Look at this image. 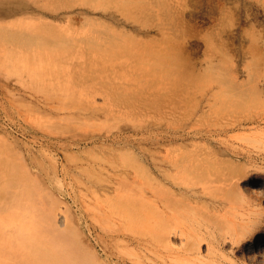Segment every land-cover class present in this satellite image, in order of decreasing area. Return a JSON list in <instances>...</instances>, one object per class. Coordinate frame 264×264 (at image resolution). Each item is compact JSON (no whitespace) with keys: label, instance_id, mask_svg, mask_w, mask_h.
I'll list each match as a JSON object with an SVG mask.
<instances>
[{"label":"rangeland","instance_id":"1","mask_svg":"<svg viewBox=\"0 0 264 264\" xmlns=\"http://www.w3.org/2000/svg\"><path fill=\"white\" fill-rule=\"evenodd\" d=\"M36 1L0 14L1 42L33 31L86 67L33 76L0 51V215L31 209L72 245L64 264H264V0ZM95 35L119 45L88 59ZM207 157L225 162L214 194L180 195L196 203L171 213L167 245L163 172ZM11 230L0 264L18 262Z\"/></svg>","mask_w":264,"mask_h":264},{"label":"bare ground","instance_id":"2","mask_svg":"<svg viewBox=\"0 0 264 264\" xmlns=\"http://www.w3.org/2000/svg\"><path fill=\"white\" fill-rule=\"evenodd\" d=\"M36 0H0V14L8 13L10 14L8 17L12 16L11 14L24 16L23 14H26L27 9L32 8L33 6H37ZM41 8L43 5L38 4ZM69 17V15L67 16ZM26 25L27 22H24ZM97 35V34H96ZM90 37L89 38V44L87 45V51L86 55L88 56V59H102L103 54L106 51L105 48H113L118 47L119 41L118 37L115 35L113 36H103L102 37ZM5 34L1 35L0 37V46L3 47L5 50L0 49L1 52H11L10 54H7L5 57V60L9 62L11 59H14L10 61V64H14V66L19 67L30 74H33V76L41 75L44 71L48 70L47 72L51 74H55L57 72L67 70L68 72H72V70L75 69H84L86 66V62L84 60H76L81 59L80 52L76 51L75 54H65L66 59H70L69 61H62L57 62L58 59H63L61 57L63 54L56 53L55 55H52V51H50L49 47H46L45 45L41 43L35 44V37H33V31H20L17 33L16 36L13 38L15 40H18L20 37V44H17L12 49H8L9 46H7L5 43L1 42L4 38ZM69 38V37H68ZM68 38H63L61 40V44H66ZM4 42H8L6 39L3 40ZM35 45V46H33ZM131 47V46H130ZM132 48V47H131ZM131 48H129L131 50ZM68 53V52H65ZM85 55V52L83 53ZM86 59V58H85ZM93 65H97L94 63H91ZM43 70V71H41ZM259 93L254 94V99L258 98ZM211 160L210 158H190L187 160V162L184 161H169V167H167L163 172V185H165V191L168 195L163 199L162 205H163V228H164V234L163 238L165 243L168 245L170 236H169V230H168V223L169 219L171 217V213H176L180 206L184 205H191L196 202H189L188 200H182L180 195H183L187 199L193 201L192 197H195L196 199L199 197V195L203 193H213V192H207L205 190V187L207 184L213 183L212 178L210 176H218V172L216 171L217 167H225L224 161H218L215 162ZM216 165V166H214ZM215 170V171H214ZM234 170V167L228 169V174H231V172ZM230 172V173H229ZM216 173V174H215ZM232 175V174H231ZM183 176V178H182ZM192 176H199L200 181L196 183V181L192 178ZM202 177H205L203 179ZM264 183V178L262 179V182L258 185H262ZM264 188V187H263ZM13 189L12 184L7 185H0V197L6 198V195L8 192H10ZM181 189H184L183 191ZM170 193V194H169ZM214 194V193H213ZM217 196L215 197H221L219 194H215ZM28 214H26L25 211L21 212L18 211L17 208L12 213V216L10 212L5 213V215H0V229L4 231L5 235L0 236V249L5 250L4 256H6V250L11 249V233L13 232L11 229H14L16 231V237L17 241L19 238L23 239L25 237V241L21 242L20 244H15L14 247L16 249V254L13 255L12 258L18 260L15 264H21L25 263L28 259H30L31 262L33 260L35 261H45L47 264H64V260L60 261L58 260L59 256L62 257V259H67V257H73L75 256V253L73 251L72 245L68 243V239L66 238H56L55 241H58L59 243H55L53 241L54 236L50 235V233L44 232L43 226H37L33 228V212H31V209H28ZM193 215H195V210L192 212ZM18 222V224H16ZM31 223V224H30ZM20 226V227H18ZM220 227V226H219ZM225 225H223V228ZM221 229V228H219ZM51 230V229H50ZM224 231L222 234L223 240H226V238H235V236H239L237 233L233 231L228 230H220ZM30 232H34L33 238L29 241L26 238L29 236ZM54 232V230H53ZM27 235H23L26 234ZM255 239V237H254ZM264 236L262 239H260V245H264ZM259 245V244H258ZM13 247V248H14ZM196 247H199V243L196 245ZM13 252V251H12ZM65 256V257H63Z\"/></svg>","mask_w":264,"mask_h":264}]
</instances>
